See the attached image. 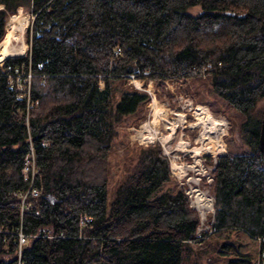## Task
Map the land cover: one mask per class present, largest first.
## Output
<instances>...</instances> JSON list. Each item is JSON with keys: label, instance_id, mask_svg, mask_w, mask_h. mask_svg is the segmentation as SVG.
I'll list each match as a JSON object with an SVG mask.
<instances>
[{"label": "trees", "instance_id": "obj_1", "mask_svg": "<svg viewBox=\"0 0 264 264\" xmlns=\"http://www.w3.org/2000/svg\"><path fill=\"white\" fill-rule=\"evenodd\" d=\"M19 8L33 15L28 49L0 60V264H17L20 229L25 264H193L212 251L223 264H258L264 0H0V41ZM29 71L28 100L9 76ZM131 74L158 85L189 76L198 102L227 107L226 148L211 169V230L202 238L199 212L160 142L130 144L121 135L149 100L127 83ZM31 146L40 193L21 204ZM113 165L121 169L115 180ZM82 214L91 216L87 224ZM246 239L257 242L256 255Z\"/></svg>", "mask_w": 264, "mask_h": 264}, {"label": "built area", "instance_id": "obj_2", "mask_svg": "<svg viewBox=\"0 0 264 264\" xmlns=\"http://www.w3.org/2000/svg\"><path fill=\"white\" fill-rule=\"evenodd\" d=\"M32 16L31 14V17ZM115 52H118V49H116ZM205 68L206 65H203L201 69L202 73H204ZM191 69L194 72H199L197 65H192ZM16 70L18 71L17 68ZM9 77V82L14 83L21 90V95L26 96L29 100L31 72L29 71L25 74L17 72L15 77ZM149 81H152V79H149ZM135 84L136 86L142 87L149 94L150 109L147 112V116L139 121L138 124L131 126L129 130H132L134 139L140 143L147 144L154 140L160 142L163 152L169 157L172 172L177 177L179 185L184 188L188 195L190 205L194 206L199 212L200 223L197 226L196 233L199 238H202L204 235L201 234V230H211L209 221L212 220L214 212V198L212 193L208 192L210 187L209 183L212 180L211 169L216 160V155L225 151L223 136L227 132V119L214 114L205 103L194 101L191 97L186 96L180 91L177 93L175 92L176 98L173 97V99H175L176 102L171 105L169 100L159 99L157 91L149 87V83L147 86H142L141 80L138 79L135 81ZM157 105H160L161 108H165L166 110L164 112L159 110L157 112V117L154 118V111ZM199 117L202 122H198ZM204 123H206V126H204ZM170 125H173V130L170 128ZM178 127L180 130L176 132ZM194 129H197V133L191 136L189 131H194ZM201 132H203L205 136L210 135V139L206 141L199 138ZM153 133L154 136L149 138V134ZM162 136H166L167 139H161ZM196 146L201 147L200 151H194L193 147ZM171 152H173V154L170 155ZM181 156H184V158L181 159ZM209 159H211L212 162L208 161ZM190 165L193 166L190 167ZM37 171L38 167L35 163L34 150L31 146L26 154L22 167L23 178L28 180L29 184L27 189L20 193L21 204L24 203L28 195H37L40 193V187L34 183ZM178 177H184V179H178ZM194 178H196V181ZM197 189L204 191L210 196L211 203L209 206L201 205L196 201L195 192ZM206 217H209L207 223L203 221ZM90 220L91 216L82 214L80 217V224H87ZM26 238L27 236L22 229L17 231V264H25L21 259V247L26 241ZM257 263H264V249L260 253Z\"/></svg>", "mask_w": 264, "mask_h": 264}, {"label": "rangeland", "instance_id": "obj_3", "mask_svg": "<svg viewBox=\"0 0 264 264\" xmlns=\"http://www.w3.org/2000/svg\"><path fill=\"white\" fill-rule=\"evenodd\" d=\"M199 9H200V7H199V5H195V6H193V7H191V11L192 12H198L199 11ZM19 13H24V14H26L27 15V18H28V24H29V22H30V19H31V12L30 11H28V10H25V9H22V8H19V10L15 13V14H12V15H17V14H19ZM12 15H9L8 17H7V26H6V32L8 31V29H9V26H8V22H9V18H10V16H12ZM28 24H27V26H26V29H27V27H28ZM26 29H25V32H26ZM6 32H5V34H4V37H5V35H6ZM3 37V38H4ZM29 37H28V34L26 35V33H25V41H26V50L24 51V52H22V53H18V52H14V51H12V50H10V51H0V60L1 59H3L4 57H10V56H21V55H24L25 53H26V51H27V49H28V39ZM3 40V39H2ZM1 40V41H2ZM0 41V42H1ZM1 49V48H0ZM200 76H203V73H201V75ZM127 80V83H129V84H131V85H133L134 87H136V88H138V89H141V90H143V88L142 87H140V86H136V84H135V81H137L138 79L139 80H141V82H142V86L144 85V86H147V84H148V86L149 87H151L152 89L154 88V90L155 91H157V94L159 95V99L161 98V99H163V100H169V102L171 103V105H173L175 102H176V100L175 99H173V97H175V92L177 93V92H182V93H184L186 96H189V97H191L194 101H198L196 98H195V96L190 92V90H188V89H190L191 88V82H192V78L191 77H189V76H186V77H184V76H179V77H167V78H164L163 79V81H162V84L161 85H158L157 83H155L153 80L152 81H149V79H145L144 77H139V76H137V75H130L128 78H126ZM100 85H103V81L102 80H100ZM171 92L172 93V95L170 96L169 94L167 95V92ZM206 97H207V99H213V97L210 95V94H207L206 95ZM176 98V97H175ZM199 102H202V101H199ZM202 103H204V102H202ZM208 107H209V105L207 104V103H205ZM258 104L259 105H264V100L263 101H259L258 102ZM149 106V100L148 101H146V103L144 104V107H143V111L141 112L143 115V117H141L139 120H138V122L139 121H141V120H143L144 118H145V116H147V112L149 111V109H150V106ZM210 108V107H209ZM215 108H217V110H215ZM221 108H223V110L225 111L226 109H227V107H226V105H225V103H222V107ZM159 109H161L160 111H162L163 112V109H165V108H161V106L160 105H157L156 107H155V110H157V111H154L155 112V114H154V118H156L157 117V112L159 111ZM211 109V111H213V113L214 114H216V115H218V116H222V117H225L226 119H227V124L229 125V122H228V118H227V115H226V113L223 111V110H220V107L219 106H216L215 104H214V107L213 108H210ZM228 112H230V111H228ZM134 125V123H125V124H121L120 125V131H121V135H125V137L129 140V142H130V144H133L134 142H136V143H140V142H138L137 140H135L134 139V137H133V135H132V130H129L130 129V127L131 126H133ZM136 125V124H135ZM172 125H170V128L172 129V127H171ZM180 130V128L178 127L177 128V130H176V132H178ZM196 130V131H195ZM227 133H228V127H227ZM196 134L197 133V129H194V131L193 130H190L189 131V134L191 135V136H193V134ZM150 135V134H149ZM153 136H154V133H153ZM234 136H235V140L237 141V142H239V139H238V137H237V135L236 134H234ZM166 138L167 139V137L166 136H162V138ZM223 139H224V136H223ZM226 142V141H225ZM141 144H144V143H141ZM226 148V147H225ZM122 151H123V149L121 148V147H118V148H116L115 149V151L113 152V154L112 155H117L116 157H118L121 153H122ZM173 152H175V151H173ZM173 152H171L170 153V155L171 154H173ZM181 153V152H180ZM184 158V156H181V159H183ZM113 159H115V157H113ZM113 172L115 171L116 173L113 175V180H115V179H117L119 176H120V174H121V169H120V166H118V165H113L112 166V169H111ZM111 171V172H112ZM178 179H184V177H178ZM176 182L178 183V180H177V177H176ZM113 183H114V181H113ZM179 184V183H178ZM206 184V183H205ZM204 184V185H205ZM210 184V183H209ZM207 186V185H206ZM210 190V191H209ZM209 190H208V192L210 193L211 192V186L209 187ZM204 192V191H203ZM206 194V193H205ZM112 196H113V190H112V186L110 185L109 186V189H108V193H107V209L109 208V205H110V200H111V198H112ZM209 220V217H206L203 221L204 222H206L207 223V221ZM205 230H207V229H205ZM256 240H258V239H256ZM259 241V240H258ZM246 249L247 250H249L250 252H252V254H254V255H256V246H257V242L254 240V239H246ZM200 245V244H199ZM199 245H197V244H195L194 245V247H197V246H199ZM196 255V254H195ZM211 259H208V257L207 256H203L202 258L203 259H201V261L198 263L196 260H197V258L195 259H193L192 258V262H193V264H223V262H225V260L221 257V256H219V255H216V252H214V251H212L211 252ZM195 261H196V263H195ZM191 262H189V263H187V264H190ZM192 264V263H191Z\"/></svg>", "mask_w": 264, "mask_h": 264}, {"label": "bare ground", "instance_id": "obj_4", "mask_svg": "<svg viewBox=\"0 0 264 264\" xmlns=\"http://www.w3.org/2000/svg\"><path fill=\"white\" fill-rule=\"evenodd\" d=\"M28 24V18L27 15L24 13H19L17 15H12L9 18L8 26L9 29L6 32L5 37L0 42V51H14V52H24L26 49V41H25V29ZM198 122H202L201 118L199 117ZM204 126H206V123H204ZM173 130V125L171 126ZM153 137V134L149 135V138ZM199 138H202L206 141L210 139V135L205 136L203 132L200 133ZM161 139H166L165 137ZM195 152L200 151L201 147L196 146L193 147ZM193 165H190L192 167ZM200 168V167H199ZM183 169V168H182ZM196 181V178H194ZM195 199L196 201L201 205H210L211 198L205 192L202 190L197 189L195 192Z\"/></svg>", "mask_w": 264, "mask_h": 264}, {"label": "water", "instance_id": "obj_5", "mask_svg": "<svg viewBox=\"0 0 264 264\" xmlns=\"http://www.w3.org/2000/svg\"><path fill=\"white\" fill-rule=\"evenodd\" d=\"M258 144H259L260 150L264 154V108H263V113H262V117H261L259 136H258Z\"/></svg>", "mask_w": 264, "mask_h": 264}]
</instances>
